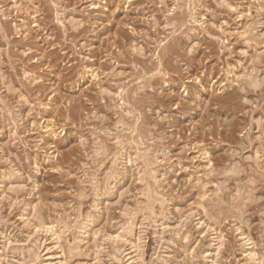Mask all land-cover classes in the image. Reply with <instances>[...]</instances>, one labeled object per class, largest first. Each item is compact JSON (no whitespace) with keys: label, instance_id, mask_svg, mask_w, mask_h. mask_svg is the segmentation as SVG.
I'll return each instance as SVG.
<instances>
[{"label":"clouds","instance_id":"clouds-1","mask_svg":"<svg viewBox=\"0 0 264 264\" xmlns=\"http://www.w3.org/2000/svg\"><path fill=\"white\" fill-rule=\"evenodd\" d=\"M0 264H264V0H0Z\"/></svg>","mask_w":264,"mask_h":264}]
</instances>
